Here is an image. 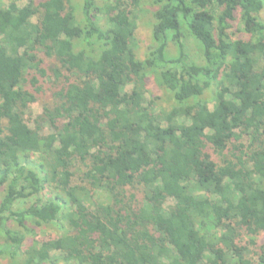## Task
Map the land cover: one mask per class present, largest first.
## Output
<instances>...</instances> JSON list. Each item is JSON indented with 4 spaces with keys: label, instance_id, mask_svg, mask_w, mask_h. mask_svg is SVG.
<instances>
[{
    "label": "trees",
    "instance_id": "1",
    "mask_svg": "<svg viewBox=\"0 0 264 264\" xmlns=\"http://www.w3.org/2000/svg\"><path fill=\"white\" fill-rule=\"evenodd\" d=\"M19 1L0 0V261L264 264V0H150L143 60L141 0ZM41 80L55 103L29 127Z\"/></svg>",
    "mask_w": 264,
    "mask_h": 264
},
{
    "label": "rangeland",
    "instance_id": "2",
    "mask_svg": "<svg viewBox=\"0 0 264 264\" xmlns=\"http://www.w3.org/2000/svg\"><path fill=\"white\" fill-rule=\"evenodd\" d=\"M150 0H141L140 8L138 11L134 12V15L138 17V23L137 28L135 32V52L136 57L138 60H143L146 54V51L151 43V18H150V11H152V8L150 7L151 2ZM26 4V0H20L18 2V6L22 7ZM230 31H236V27L231 29ZM235 37V36H234ZM241 37V38H240ZM235 38L243 39L241 35L237 33ZM233 40H239V39H233ZM187 51H189L190 55H193L194 52H196L195 46L190 45L188 46ZM168 52L171 56L175 55V48L172 44L168 45ZM34 91L37 94V102L35 104H31L28 106V109L25 111L24 115V121L27 126L32 127V121L33 119L40 114V109L44 105H50L53 106L54 101V93L56 92L55 89L51 86V84L48 81H34ZM147 91L148 94L146 95L148 99L154 98L155 102H157V105L165 110H168L169 104H170V96L169 93H167L162 88H159L154 80V78H150L147 81ZM209 108L211 109V104H209ZM45 133H49V131H45ZM240 151H244V146L241 145L239 147ZM128 194H131V191H128ZM30 203V202H29ZM34 237L37 241H43L50 233L51 231L48 230H39L34 229ZM255 242L254 247H249L250 251L252 252V255H254V261H257V256L261 253V247L263 246L264 242V235L261 234L260 236H257L255 238H251ZM249 239H246L243 244L246 245V241ZM6 261H0V264H5Z\"/></svg>",
    "mask_w": 264,
    "mask_h": 264
}]
</instances>
